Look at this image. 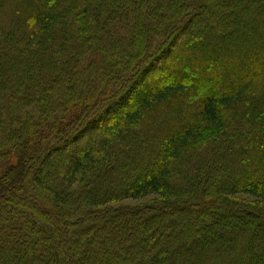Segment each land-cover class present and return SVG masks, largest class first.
<instances>
[{
    "label": "trees",
    "instance_id": "obj_1",
    "mask_svg": "<svg viewBox=\"0 0 264 264\" xmlns=\"http://www.w3.org/2000/svg\"><path fill=\"white\" fill-rule=\"evenodd\" d=\"M0 172V264H264V0H0Z\"/></svg>",
    "mask_w": 264,
    "mask_h": 264
},
{
    "label": "rangeland",
    "instance_id": "obj_2",
    "mask_svg": "<svg viewBox=\"0 0 264 264\" xmlns=\"http://www.w3.org/2000/svg\"><path fill=\"white\" fill-rule=\"evenodd\" d=\"M154 78L152 76V80L153 81ZM1 173V172H0ZM154 200V197H149L143 201H129V202H126V204H129V205H133V206H139V205H144V204H148L150 202H152ZM250 201H252L251 199H249Z\"/></svg>",
    "mask_w": 264,
    "mask_h": 264
}]
</instances>
